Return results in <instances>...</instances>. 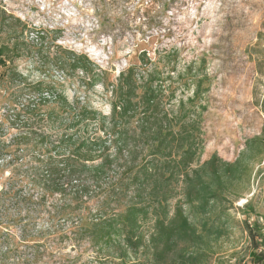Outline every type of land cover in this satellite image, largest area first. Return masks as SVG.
I'll return each instance as SVG.
<instances>
[{
	"label": "rangeland",
	"instance_id": "374dc122",
	"mask_svg": "<svg viewBox=\"0 0 264 264\" xmlns=\"http://www.w3.org/2000/svg\"><path fill=\"white\" fill-rule=\"evenodd\" d=\"M1 46L7 48L0 67L1 152H11L12 140L24 133L44 134V144L55 140L45 118L24 111L20 121L10 119L17 101L31 103L38 84L108 115L110 92L101 83L114 82L129 66L158 68L175 96L167 108L198 87L197 101L206 108L200 163L212 155L233 162L247 140L264 138V0H0ZM72 55L87 57L104 73L102 81L91 85L81 70L71 71ZM17 161L7 165L0 156V264H119L65 233L80 220L47 213L58 197L27 216L20 202L31 187L27 171L39 167ZM254 168L250 192L229 210L231 246L209 264H252L246 224H257L264 236V156ZM91 222L92 215L84 221Z\"/></svg>",
	"mask_w": 264,
	"mask_h": 264
},
{
	"label": "trees",
	"instance_id": "16d2710c",
	"mask_svg": "<svg viewBox=\"0 0 264 264\" xmlns=\"http://www.w3.org/2000/svg\"><path fill=\"white\" fill-rule=\"evenodd\" d=\"M6 49L0 47V67ZM69 69L81 70L91 85L104 75L85 56L72 55ZM101 84L110 92L108 115L78 96L67 103L53 85L41 84L31 103L17 101L18 112L11 110L14 121L25 114L45 118L56 134L49 144L44 134H20L11 142L14 150L0 151L7 165L24 157L39 167L27 171L31 187L20 200L25 213L56 196L47 213L80 220L65 233H76L119 264H209L231 246L229 210L250 192L264 138L247 140L233 162L212 155L200 163L206 108L197 101V86L191 97L167 108L174 92L155 66L142 72L129 66L114 82ZM6 192L15 195L12 187ZM246 230L252 264H264L261 228L246 224Z\"/></svg>",
	"mask_w": 264,
	"mask_h": 264
},
{
	"label": "built area",
	"instance_id": "2783aa9c",
	"mask_svg": "<svg viewBox=\"0 0 264 264\" xmlns=\"http://www.w3.org/2000/svg\"><path fill=\"white\" fill-rule=\"evenodd\" d=\"M232 264H240V263H232Z\"/></svg>",
	"mask_w": 264,
	"mask_h": 264
}]
</instances>
